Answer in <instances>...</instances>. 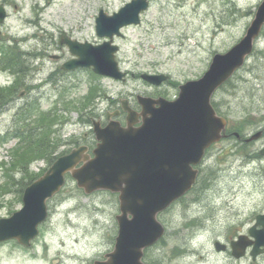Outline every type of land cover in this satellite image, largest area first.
<instances>
[{"label":"rangeland","instance_id":"rangeland-1","mask_svg":"<svg viewBox=\"0 0 264 264\" xmlns=\"http://www.w3.org/2000/svg\"><path fill=\"white\" fill-rule=\"evenodd\" d=\"M129 1L0 0L8 11V18L0 24L7 43L36 54L27 57L29 74L15 103L0 118V161L7 162V167L0 164V217H9L22 208L21 188L47 170L57 156L81 144L94 146L92 119L106 124L107 113L120 109L121 99H128L140 110L138 94L176 98L180 84L200 78L214 54L226 52L244 36L262 2L153 0L140 24L123 28V35L114 38L120 47L116 55L119 67L129 73L126 80L95 77L87 67L62 70L61 64L73 55L66 44H60L61 34L101 43L105 38L96 32L99 11L112 14ZM144 72L168 74L171 81L151 85L141 77ZM94 85L99 86L98 96L91 106L82 108L81 100ZM22 92L26 93L21 96ZM212 100L217 112L228 119L227 136L207 151L194 188L160 213L166 234L146 249V262L264 264V253L253 259L248 251L236 258L230 247V241L247 233L256 216L264 213V155L260 154L264 147V28L244 66ZM48 110L58 116L50 117L53 123L60 120L53 126L56 149L47 158L34 159L32 175L14 170L13 183L7 168L9 151L17 139L2 142L1 137L8 138L12 130L25 128L31 122L29 118L37 115L42 117L35 123L44 118V126V112ZM246 117L250 119L246 121ZM117 118L125 124L124 113ZM259 130L263 131L259 139L244 141ZM38 133L42 140L51 142L45 128ZM48 206L50 215L30 246L16 239L0 242V264H93L114 249L116 215L120 212L118 193L99 190L86 194L68 177ZM69 212L72 221L67 218ZM216 241L226 244L227 250H217Z\"/></svg>","mask_w":264,"mask_h":264},{"label":"water","instance_id":"water-1","mask_svg":"<svg viewBox=\"0 0 264 264\" xmlns=\"http://www.w3.org/2000/svg\"><path fill=\"white\" fill-rule=\"evenodd\" d=\"M148 6V0H132L112 15L101 10L96 19L97 32L110 38L101 44L72 40L64 32L60 43H66L76 58L65 62L62 68L93 67L98 74L125 79L126 72L120 70L116 60L119 46L113 44V38L121 35L120 29L125 25L140 23V13ZM5 17L6 10L0 4V22ZM263 26L264 0L243 38L227 52L216 53L200 78L181 84L176 99L139 95L141 112L132 109L128 100H122L123 109L128 111L126 126L113 119L118 111L108 114L106 126L94 120L98 139L94 156L86 145L74 148L28 185L23 207L9 217H0V242L16 239L30 246L39 234V225L48 217L47 201L61 190L70 173L87 194L101 189L119 193V230L114 249L93 264H155L146 263L144 253L165 235L166 227L158 216L194 187L199 174L197 166L207 149L226 135L228 121L218 114L212 97L244 65ZM142 77L157 85L168 79L165 74L144 73ZM138 122L141 124L136 126ZM261 136L262 131H258L246 141ZM261 154L264 155V148ZM215 246L217 250L226 249L220 241ZM249 246H253V258L264 253V214L256 216L248 234L231 241L237 258L244 256Z\"/></svg>","mask_w":264,"mask_h":264},{"label":"trees","instance_id":"trees-1","mask_svg":"<svg viewBox=\"0 0 264 264\" xmlns=\"http://www.w3.org/2000/svg\"><path fill=\"white\" fill-rule=\"evenodd\" d=\"M13 50V49H12ZM99 92V87H91L89 94L85 97V101L83 102V106L88 105L91 103V100L95 95H97ZM10 93L13 95L15 93L13 87L10 88ZM46 121L45 125L43 126V120L41 122L35 123V121H38V117L36 118H29L31 122L28 124H25V128H19L13 133L14 137L19 138V142L17 143L16 147L12 150L13 159L10 162V166L7 168L9 169L8 176L12 178V182L15 183L12 172L14 170L24 172L26 175H32V171L30 168V165L34 159L37 158H47L49 155H52L56 149V147L53 145L52 140V134L55 131L53 129V126L55 124H58L60 122L53 123L50 120V117H58L54 115H45ZM25 120L27 118H24ZM59 119V118H58ZM250 118L246 117L245 120L248 121ZM46 129V137L51 139V142H47L46 140H42L41 136H38V129L40 131H43V129ZM45 170H42L41 172L37 173L35 177L30 178V182L33 181L35 178L39 177L43 174ZM21 182V181H20ZM25 184V183H24ZM23 184V185H24ZM8 188V187H7ZM6 188V189H7ZM21 191L23 192V188H21Z\"/></svg>","mask_w":264,"mask_h":264},{"label":"flooded vegetation","instance_id":"flooded-vegetation-1","mask_svg":"<svg viewBox=\"0 0 264 264\" xmlns=\"http://www.w3.org/2000/svg\"><path fill=\"white\" fill-rule=\"evenodd\" d=\"M6 43L7 38L4 36V34H2L0 37V118L6 114V106H8L10 95L8 88L5 86L6 83L2 79V76L4 73L9 71L10 65L14 63L6 53Z\"/></svg>","mask_w":264,"mask_h":264}]
</instances>
